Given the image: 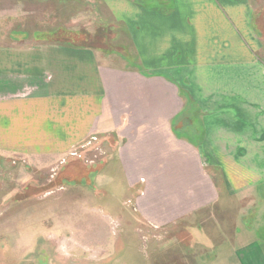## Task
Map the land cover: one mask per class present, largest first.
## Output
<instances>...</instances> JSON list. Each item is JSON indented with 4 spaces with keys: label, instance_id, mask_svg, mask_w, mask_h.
Here are the masks:
<instances>
[{
    "label": "crops",
    "instance_id": "obj_1",
    "mask_svg": "<svg viewBox=\"0 0 264 264\" xmlns=\"http://www.w3.org/2000/svg\"><path fill=\"white\" fill-rule=\"evenodd\" d=\"M86 1L127 53L51 41L62 32L54 25L10 31L0 44V153L60 159L114 136L138 217L181 232L151 242L165 250L148 264H264V64L251 0ZM24 38L34 41L13 40ZM224 200L237 216L222 240H205L204 215Z\"/></svg>",
    "mask_w": 264,
    "mask_h": 264
},
{
    "label": "rangeland",
    "instance_id": "obj_2",
    "mask_svg": "<svg viewBox=\"0 0 264 264\" xmlns=\"http://www.w3.org/2000/svg\"><path fill=\"white\" fill-rule=\"evenodd\" d=\"M77 1L74 12L36 0L0 6V44L10 31L32 35L54 25L62 32L50 34L51 41L127 53L124 42L109 38L111 30L100 29L89 3ZM251 3L264 64V0ZM116 145L114 136L92 139L60 159L0 153V264H148L164 248L151 242L180 238L178 229L148 228L138 217L113 163ZM233 203L224 200L204 215L205 240L223 239V225L237 216Z\"/></svg>",
    "mask_w": 264,
    "mask_h": 264
}]
</instances>
